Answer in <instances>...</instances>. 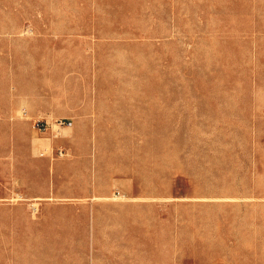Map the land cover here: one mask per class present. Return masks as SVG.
I'll list each match as a JSON object with an SVG mask.
<instances>
[{"label":"rangeland","instance_id":"374dc122","mask_svg":"<svg viewBox=\"0 0 264 264\" xmlns=\"http://www.w3.org/2000/svg\"><path fill=\"white\" fill-rule=\"evenodd\" d=\"M0 264H264V0H0Z\"/></svg>","mask_w":264,"mask_h":264},{"label":"bare ground","instance_id":"6f19581e","mask_svg":"<svg viewBox=\"0 0 264 264\" xmlns=\"http://www.w3.org/2000/svg\"><path fill=\"white\" fill-rule=\"evenodd\" d=\"M129 189H130V188H129ZM129 189H128V190H129ZM125 190H126V189H125ZM130 193H131V192H130Z\"/></svg>","mask_w":264,"mask_h":264}]
</instances>
